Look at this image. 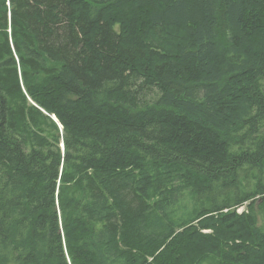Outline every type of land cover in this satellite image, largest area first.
Returning <instances> with one entry per match:
<instances>
[{
  "label": "trees",
  "instance_id": "1",
  "mask_svg": "<svg viewBox=\"0 0 264 264\" xmlns=\"http://www.w3.org/2000/svg\"><path fill=\"white\" fill-rule=\"evenodd\" d=\"M10 1L0 264H264V0Z\"/></svg>",
  "mask_w": 264,
  "mask_h": 264
},
{
  "label": "bare ground",
  "instance_id": "2",
  "mask_svg": "<svg viewBox=\"0 0 264 264\" xmlns=\"http://www.w3.org/2000/svg\"><path fill=\"white\" fill-rule=\"evenodd\" d=\"M2 1V0H1ZM12 1V0H11ZM10 1V2H11ZM3 2H4V0H3ZM13 2V1H12ZM91 2V1H90ZM1 3V2H0ZM111 3V2H110ZM6 4V3H5ZM12 5V4H11ZM6 7V6H5ZM4 11V10H3ZM12 13V12H11ZM13 20V19H12ZM2 32V31H1ZM7 34V33H6ZM9 36V35H8ZM15 37V36H14ZM17 37V36H16ZM15 37V38H16ZM23 38H24V36H23ZM6 39V38H5ZM22 39V38H21ZM15 40H17V39H15ZM15 43V42H14ZM8 44V43H7ZM17 47V46H16ZM20 49V48H19ZM19 49H18V51H19ZM16 50H17V48H16ZM5 51V50H4ZM10 51H8V53H9ZM6 54V53H5ZM3 57V56H2ZM22 57V56H21ZM12 59V58H11ZM21 60V59H20ZM16 62V61H15ZM20 63H23L22 61L20 62ZM14 64V63H13ZM6 65V64H5ZM15 66V65H14ZM23 67V66H22ZM13 69V68H12ZM23 70V69H22ZM47 78V77H46ZM46 81V80H45ZM26 88V87H25ZM21 91V90H20ZM29 91V90H28ZM161 91V90H160ZM30 92V91H29ZM161 93V92H160ZM33 94V93H32ZM154 94V93H153ZM39 96V95H38ZM143 96V95H142ZM33 98V97H32ZM42 98V97H41ZM38 101V100H37ZM141 171V170H140ZM262 175V174H261ZM167 177V176H166ZM74 179V178H73ZM68 180H70V178L68 179ZM79 180V179H78ZM261 180V179H260ZM240 182V181H239ZM83 185V184H82ZM81 185H79L78 187H80ZM60 188V187H59ZM64 191H66V190H64ZM155 191V190H154ZM153 191V192H154ZM61 192V191H60ZM152 192V193H153ZM136 193V192H135ZM156 194H157V191L155 192ZM154 194V193H153ZM152 194V195H153ZM141 195V194H140ZM155 195V194H154ZM158 195V194H157ZM239 195V194H238ZM91 196H92V194H91ZM150 196V195H149ZM260 196V195H259ZM86 197V196H85ZM261 197V196H260ZM78 198V197H77ZM137 198V197H136ZM253 198V197H252ZM73 199V198H72ZM262 199V198H261ZM238 201V200H237ZM264 201V200H263ZM139 202V201H138ZM155 202V201H154ZM248 203V202H247ZM247 203H243L242 205H239L236 209H237V212H239L240 214L242 213V212H244L245 210H248L247 208H246V205H247ZM263 203V202H262ZM238 204V203H237ZM261 204V203H260ZM145 205V204H144ZM260 207V206H259ZM144 208V207H143ZM112 209V208H111ZM141 209V208H140ZM234 210V209H233ZM140 211V210H139ZM144 211V210H143ZM90 212V211H89ZM93 212H95V211H93ZM138 212V211H137ZM65 213V212H64ZM255 214V213H254ZM72 215V214H71ZM101 217V216H100ZM146 218V217H145ZM99 219V218H98ZM46 220V219H45ZM13 225V224H12ZM53 227V226H52ZM142 227V226H141ZM53 228H55V227H53ZM4 229V228H3ZM30 230V229H29ZM61 230V229H60ZM145 231V230H144ZM32 234V233H31ZM121 234V233H120ZM96 235V234H95ZM70 237H71V235H70ZM259 239V238H258ZM12 241V240H11ZM249 242V241H248ZM60 243V242H59ZM77 243V242H76ZM67 244V243H66ZM70 244V243H69ZM250 244V243H249ZM223 246V245H222ZM71 247V246H70ZM85 248V247H84ZM87 248V247H86ZM81 249V248H80ZM83 249V248H82ZM140 249V248H139ZM230 254V253H229ZM236 254H238V253H236ZM94 258V257H93ZM260 260V259H259ZM242 262V261H241ZM98 263V262H97ZM67 264V263H66ZM73 264V263H72ZM105 264V263H104Z\"/></svg>",
  "mask_w": 264,
  "mask_h": 264
},
{
  "label": "rangeland",
  "instance_id": "3",
  "mask_svg": "<svg viewBox=\"0 0 264 264\" xmlns=\"http://www.w3.org/2000/svg\"><path fill=\"white\" fill-rule=\"evenodd\" d=\"M29 100H30V103H32L31 98H29ZM257 211H258L257 216H258L259 223L261 225H264V211L259 210V209ZM183 213L184 212L180 213V211H179V216H181ZM211 259L213 261H209V262L206 261L205 264H219V260H216V259L214 260L213 258H211Z\"/></svg>",
  "mask_w": 264,
  "mask_h": 264
}]
</instances>
